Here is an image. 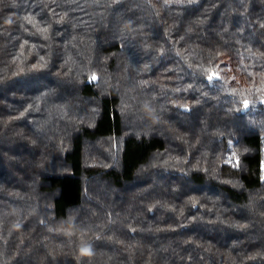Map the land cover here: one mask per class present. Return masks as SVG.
I'll list each match as a JSON object with an SVG mask.
<instances>
[{"label": "trees", "instance_id": "obj_1", "mask_svg": "<svg viewBox=\"0 0 264 264\" xmlns=\"http://www.w3.org/2000/svg\"><path fill=\"white\" fill-rule=\"evenodd\" d=\"M0 264H264V0H0Z\"/></svg>", "mask_w": 264, "mask_h": 264}, {"label": "snow or ice", "instance_id": "obj_2", "mask_svg": "<svg viewBox=\"0 0 264 264\" xmlns=\"http://www.w3.org/2000/svg\"><path fill=\"white\" fill-rule=\"evenodd\" d=\"M8 22H11V21L9 20ZM216 75H217L216 73H213L212 75H209V76H208V80H209V81H212L213 78H214ZM93 79H95V77H93ZM248 103H249V102H248L247 100L244 101L245 106H247ZM82 251L85 252V253H88V252H89L88 249H82Z\"/></svg>", "mask_w": 264, "mask_h": 264}, {"label": "clouds", "instance_id": "obj_3", "mask_svg": "<svg viewBox=\"0 0 264 264\" xmlns=\"http://www.w3.org/2000/svg\"><path fill=\"white\" fill-rule=\"evenodd\" d=\"M84 249H88L89 250V246L87 244L84 245Z\"/></svg>", "mask_w": 264, "mask_h": 264}]
</instances>
